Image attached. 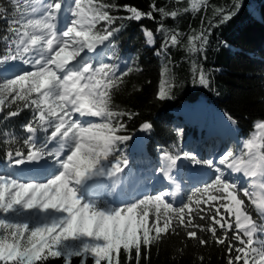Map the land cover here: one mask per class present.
I'll return each instance as SVG.
<instances>
[{"label":"snow or ice","instance_id":"1","mask_svg":"<svg viewBox=\"0 0 264 264\" xmlns=\"http://www.w3.org/2000/svg\"><path fill=\"white\" fill-rule=\"evenodd\" d=\"M205 3L189 0L192 11ZM121 8L129 15L112 14ZM149 8L103 0L0 2V21L6 25L0 32V125L30 113L21 125L22 140L0 127L7 148L0 161V264H47L55 258L64 264L73 258L80 264L89 258L93 264H142L154 246L172 236L183 237L176 250L180 256L189 246L183 241H195L201 247L223 246L227 264H264V119L254 122L255 131L240 142L239 152L228 149L218 162L161 149L164 163L158 171L176 191L168 186L114 204L94 197L88 186L107 177L115 191L130 168L125 149L132 136L124 118L139 113L118 107L113 98L139 68L118 63L123 30L118 21L155 19L158 12L156 31L163 33V21L180 14L155 2ZM215 13L222 16L219 23L234 14L223 8ZM214 26L188 36L191 53H203ZM142 32L147 44L155 43L153 30ZM181 35L166 34L157 54L178 45ZM105 50L113 62H104ZM17 61L29 70L18 72ZM192 69L193 82L207 87L203 66L193 62ZM170 94L171 84L162 81L158 98ZM152 127L148 121L140 124L144 132ZM182 159L214 172L175 205L168 198L180 190L173 173ZM197 259L204 264L203 255Z\"/></svg>","mask_w":264,"mask_h":264},{"label":"trees","instance_id":"2","mask_svg":"<svg viewBox=\"0 0 264 264\" xmlns=\"http://www.w3.org/2000/svg\"><path fill=\"white\" fill-rule=\"evenodd\" d=\"M0 2L8 4V0ZM103 2L127 4L145 12L149 11V5L155 2L157 7H165L167 11L180 12L177 18H167L163 21V33L156 31L161 23V14L158 12H153L155 19L118 21L123 24V30L117 39L116 51L120 56L119 61L123 62V67L125 62H128L139 68V71H133L125 78V84L113 98L118 107L139 113L131 120L124 118L127 134L132 136L125 149L130 161V168L125 170L126 179L140 176L143 170L159 169L161 149L173 153L175 149L184 152L181 145L183 140L188 136L196 138L203 134L214 123V117L218 114L224 117L228 114L237 121L235 137L240 139H247L254 128V122L264 119V0H206L197 11L191 10L189 0H181L179 3L177 0ZM185 8L189 10L183 11ZM218 8L230 10L234 14L228 21L219 23L222 16L215 13ZM112 14L129 15L122 8L113 10ZM210 25L216 26L212 27L208 34V43L203 53H191L188 36L195 35ZM5 26L4 21H0V32ZM142 28L153 30L154 44L146 43ZM174 31L182 34L180 43L170 46L166 53L157 54L165 35ZM111 55L112 53L106 50L105 59L108 63L113 62ZM193 62L202 65L207 73V87L193 82ZM162 72L165 74L162 75ZM164 80L171 84V94L169 98L160 100L157 93ZM196 103L204 104L206 110L190 123L183 118L181 112H174L185 104ZM29 117V111L25 110L20 116L12 118L0 127L10 128L22 140L24 133L21 125L26 123ZM145 121L152 123L151 131L140 130V124ZM136 137L145 139V149L139 153L134 150ZM4 139L6 138L0 136V161L5 159L4 153L7 150L2 143ZM232 150L239 152L237 143L232 142ZM190 191L187 190L184 199L175 205L184 201ZM125 193L132 195V192ZM182 240L183 237L166 238L152 248L150 258L142 260V264H199L197 258L201 255L205 257L204 264H227L223 246L220 245L201 247L196 245L195 241H183L189 246L182 256L177 255L176 250L182 246ZM47 264H64V260L50 259ZM72 264H80V258H73ZM87 264H93V261L89 258Z\"/></svg>","mask_w":264,"mask_h":264},{"label":"rangeland","instance_id":"3","mask_svg":"<svg viewBox=\"0 0 264 264\" xmlns=\"http://www.w3.org/2000/svg\"><path fill=\"white\" fill-rule=\"evenodd\" d=\"M104 58V57H103ZM104 62L108 63L107 61L104 60ZM16 65V70L19 72L21 70H29V65L23 64L22 62H13ZM120 65H122L121 62ZM197 105H191V104H185L182 107L175 109L174 112L178 113L181 112L183 114V118L187 121L192 122L194 118H196L199 115H203L206 107L202 103H196ZM228 125V123H227ZM224 126L226 127V124H221V120L219 119L218 115L214 117V123H212L207 130L203 134L198 135L196 138L192 137H187L186 139L183 140L181 143L182 148L184 152H191L195 153L198 158L201 160H207V159H213L214 161L218 162L219 155L222 154L223 152L227 151L228 149H232V142H235L238 144L239 148L241 147V140L237 139V141L234 140V135L237 132V127H231V130L226 129L225 131L223 130ZM209 133H212V135H209ZM214 134V136H213ZM143 138H137L136 140V145H135V152L139 153L143 149ZM206 144V145H205ZM180 152L178 149L174 150V153ZM182 162V167L185 170H188V172H191V167H195L196 171H201V173H205L207 176L204 179H200V182L196 185L201 186L204 181L208 179L210 175L214 172V170L209 169L206 165L202 166H197L194 164H191L188 161H184L183 159L181 160ZM164 163L162 155H160V165L162 166ZM7 170V169H5ZM195 171V172H196ZM124 176L121 178V185L124 180ZM147 179L146 185L144 187H141L137 190H134L133 188L130 189L129 184L126 185V190L124 187H121L120 190L118 191L120 194V201L115 202L111 198L110 191L104 192L103 188H99L96 190L98 193L94 194V197L100 198L102 200L108 201L109 203H114V204H119L124 200L131 199L132 197L138 196L142 193H155L159 190L162 189L163 187V180L161 178V175L158 170L156 171H150V174L148 172H143L140 174V176L134 177L133 179V184L136 182H139L142 178ZM159 183V186L157 188H154L155 182ZM195 186V187H196ZM164 189V188H163ZM193 189V187H190V185H187L184 190H183V195L181 196V199H184V193L187 190ZM95 190V189H94ZM132 192L131 194L133 196H130V194H126L125 192ZM256 194L259 195V191L256 190ZM171 202V198H168ZM175 204V202H173Z\"/></svg>","mask_w":264,"mask_h":264},{"label":"bare ground","instance_id":"4","mask_svg":"<svg viewBox=\"0 0 264 264\" xmlns=\"http://www.w3.org/2000/svg\"><path fill=\"white\" fill-rule=\"evenodd\" d=\"M195 105H197V104H195ZM218 117H219V119L221 120V124L223 125V124H226V127L224 126V128H223V130L225 131L226 129H228V130H231V127H234V128H236V125L235 124H232L229 120H227V118L226 117H224V116H222V115H220V114H218ZM227 123H228V125H227ZM255 131V128H253V130H252V132H254ZM251 132V133H252ZM250 133V134H251ZM248 138H250V136L248 137ZM237 139H239V140H244V139H240V138H237ZM237 139H234L235 141H237ZM206 145V144H205ZM178 165L179 166H181L182 165V162L181 161H178ZM193 170H195V169H197V168H195V167H193L192 168ZM174 173H175V171H174ZM174 173H173V175H174ZM196 176H198V177H200V175H202L203 174V176H207L206 174H204V173H201V171H197L196 173H194ZM164 182V181H163ZM156 184H154V188H157L158 186H159V183H158V181L157 182H155ZM114 196L116 197V198H118V196L116 195V192H114ZM182 196V195H181ZM181 199V197L178 199L179 201H181L180 200ZM177 200V197L175 198V201H178Z\"/></svg>","mask_w":264,"mask_h":264}]
</instances>
